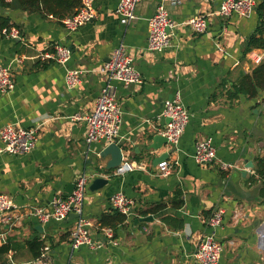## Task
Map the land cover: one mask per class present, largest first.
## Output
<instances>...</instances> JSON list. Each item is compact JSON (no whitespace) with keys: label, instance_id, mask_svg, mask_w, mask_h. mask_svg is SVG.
<instances>
[{"label":"crops","instance_id":"1","mask_svg":"<svg viewBox=\"0 0 264 264\" xmlns=\"http://www.w3.org/2000/svg\"><path fill=\"white\" fill-rule=\"evenodd\" d=\"M222 1L141 0L136 19L123 24L115 11L118 0H95L94 18L70 33L51 15L0 9L20 33L0 34V64L10 67L14 81L11 91L0 92V129L11 123L34 127L38 134L28 153H0V193L17 206L15 218L0 223V239L15 236L22 244L44 239L50 264H199L191 254L208 231L205 219L222 208V222L215 229L223 245L218 264H264L263 184L255 173L256 158L264 155V93L233 99L226 94L264 60V48L245 51L248 38L264 24L257 8L262 0H255L248 16L227 17L214 13ZM161 3L177 25L170 31L169 45L154 52L146 48L147 20ZM199 14L207 18L201 33L185 23ZM57 44L70 49L65 63L38 58ZM119 44L133 59L142 83L111 81L122 111L115 142L122 162L142 167L116 175V167H106L110 154L100 156L109 143L87 144L85 120L72 116L84 117L93 110L107 82L98 69ZM255 54L262 59L254 61ZM72 68L83 73L69 87L65 73ZM177 93L190 113L179 143L146 150L166 124L164 100ZM203 139L215 147V158L206 166L192 157L195 142ZM165 151L170 167L160 175L153 159ZM223 163L230 166L223 168ZM83 173L93 174L86 184L83 216L93 225L91 239L101 243L96 249L71 246L74 214L44 224L25 215L33 207H49L55 195L68 194L67 185ZM97 177L106 183L90 188ZM117 191L133 202L134 213L117 225L113 244L101 234L98 220L115 209L109 197ZM177 191L179 206L173 204ZM9 257L10 264L33 260L26 245Z\"/></svg>","mask_w":264,"mask_h":264},{"label":"built area","instance_id":"2","mask_svg":"<svg viewBox=\"0 0 264 264\" xmlns=\"http://www.w3.org/2000/svg\"><path fill=\"white\" fill-rule=\"evenodd\" d=\"M10 1V0H6ZM95 0H81V5L71 16H65L59 21L67 32L77 30L85 23L90 22L96 12ZM141 0H118L116 13L120 17V22L127 24L136 19L135 8ZM175 3L177 0H163ZM256 5L255 0H223L215 14L223 17L237 13L241 16H248L252 13ZM195 32L201 33L207 27V18L204 14L190 17L185 22ZM177 25L169 18L162 3L158 6L147 20V40L146 48L150 51L161 52L169 45L170 31ZM1 35L19 37L20 33L16 27L3 28ZM264 54V51H263ZM70 57V49L61 44L54 46L53 52L41 53L38 58L53 60L63 64ZM252 59L256 62L262 59V54H255ZM99 72L105 77L106 83L101 88L96 99L95 106L91 113L80 117L79 114L72 116V119L83 118L87 124L85 142L90 144L93 141L115 142L119 135L121 124V106L115 93L111 81H119L124 86L131 84H141L142 77L133 64V59L124 51L123 44H119L112 50L108 61L99 67ZM83 70L78 68L68 69L65 73V82L69 87H74L80 81V74ZM14 88L11 69L9 66L0 64V92H8ZM162 115L170 119L160 133L167 138V143L176 146L188 123L190 113L182 104L178 93L164 100ZM37 129L34 127H21L14 124H6L0 129V153L13 155L24 154L31 151L37 141ZM196 163L206 166L212 163L215 158V147L210 139H203L195 142L192 154ZM223 168L230 166L227 163L221 165ZM142 167L136 162H121L116 166L114 174L121 175L134 168ZM170 164L167 160L157 163L160 175H166ZM93 174L83 173L77 177L75 186L71 193L66 195H55L50 201L49 207L37 206L26 210L25 215L37 219L44 224L50 220L62 221L70 215H75V223L70 232L71 246L78 248L86 245L96 249L101 246L98 241H93L90 236L92 223L83 216V203L87 181ZM109 202L113 208L123 213L126 218L134 213L133 202L121 191L114 192L109 197ZM16 204L6 194L0 193V223L8 224L15 218ZM224 210L216 208L211 215L205 219L208 231L197 242L192 252V259L199 264H218L223 245L215 237V229L221 224ZM99 230L103 237L116 244L114 229L109 226H100ZM48 247H44L40 256L24 264H50L46 260Z\"/></svg>","mask_w":264,"mask_h":264},{"label":"trees","instance_id":"3","mask_svg":"<svg viewBox=\"0 0 264 264\" xmlns=\"http://www.w3.org/2000/svg\"><path fill=\"white\" fill-rule=\"evenodd\" d=\"M81 5V0H0V9L3 10H19L26 13H39L51 15L54 18L61 19L65 16H71ZM261 11L264 20V0L257 6ZM263 25L261 24L255 33H253L246 41L245 51L253 48H264ZM15 27L8 15L0 14V33L3 28L9 29ZM264 93V60L260 61L249 74L242 77L227 90L226 94L229 99L238 96H247L255 98L259 94ZM255 173L261 177L262 187L261 193L264 197V155L256 158ZM180 192L174 195L175 206L181 204L178 200ZM176 198V199H175ZM178 200V201H177ZM162 205L157 206L153 211L158 210ZM126 220V216L116 209L111 212L103 213L99 217L100 226H109L115 230L117 225L122 224ZM26 245L30 256L34 259L38 258L45 247V240L33 238L27 239L24 243H20L15 236H7L0 239V264H10L9 255L14 254L19 248ZM32 261V260H31Z\"/></svg>","mask_w":264,"mask_h":264},{"label":"water","instance_id":"4","mask_svg":"<svg viewBox=\"0 0 264 264\" xmlns=\"http://www.w3.org/2000/svg\"><path fill=\"white\" fill-rule=\"evenodd\" d=\"M166 123L170 121L169 118L166 117L165 119ZM167 138L165 136H163L160 132L156 133L155 135H153L152 137V141L150 144L147 145L146 150H151V149H159L162 147V145H167ZM107 154H110L111 158L108 161L106 167L107 168H113L118 166L122 160H123V155H122V150L121 148L118 146V144L116 142H111L108 145H106L100 153V156H106ZM166 157H168V151H165L163 153H161L160 155L156 156L153 159V163H158L161 160H164ZM249 165L252 166L251 161H248ZM107 179L105 178H101V177H97L95 178L91 185L90 188L92 189H96L101 187L104 183H106ZM75 184L71 183L69 185H67L66 187V192L67 193H71L73 188H74ZM75 216V215H73ZM38 227V226H37Z\"/></svg>","mask_w":264,"mask_h":264}]
</instances>
